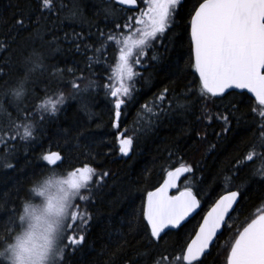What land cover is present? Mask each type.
Here are the masks:
<instances>
[{
  "label": "trees",
  "instance_id": "obj_1",
  "mask_svg": "<svg viewBox=\"0 0 264 264\" xmlns=\"http://www.w3.org/2000/svg\"><path fill=\"white\" fill-rule=\"evenodd\" d=\"M137 2L143 6L141 0ZM200 2L181 0L163 38L153 41L147 55L141 57V64L134 66L139 75L132 82L131 97L122 105L119 128H114V110L105 89L96 87L73 98L70 81L82 76L84 79L77 81L81 88L89 80L98 85L108 83L109 65L114 64L113 46L109 42L104 53L96 50L104 40L102 33L126 31L115 29L114 25H122L133 11L118 6L114 0H53L55 11L41 15L38 0H0V84L12 85L22 75L25 57L35 48L44 53L45 70L31 76L38 87L37 95L28 99V110L43 95L44 87L50 94L62 91L66 98L55 117L45 115L41 121L38 112L30 117L36 124L34 140L27 143L9 140L0 145V236L11 237L13 230L6 232L3 225L10 215L17 218L35 181L53 168L58 174L67 175L68 171L87 164L97 174L106 171L108 175L98 186L93 177L91 192L82 191V195L89 197L87 201H74L73 210L79 208L77 216L86 212L90 219L74 234L76 239L83 235V243L64 246L60 264H152L159 255L171 259L186 247L202 216L218 197L228 190L239 189L242 203L238 202L239 207L230 216L227 222L230 227H224L210 254L202 258L203 264H226L237 232L264 204V182L251 177L252 168L248 165L253 162L241 166L228 188L224 187L223 174H231L250 145L256 144L257 152L264 151L259 146L264 129L260 127V106L246 93L232 91L233 95L227 99L214 98L217 102L207 101L206 106L195 95L198 75L192 67L190 20L194 6ZM20 18L25 19L26 27L16 24ZM153 55L157 59L153 60ZM96 56H101L100 62H95ZM57 68L63 72L50 75ZM189 86L193 93L186 99L182 94ZM165 88L168 91L164 100H157ZM177 98L187 106L178 108ZM10 100L11 97H5L3 106L15 118ZM153 102L164 110L152 119L149 127H144L142 122L138 123V115L143 105L151 107ZM233 102L235 109L231 108ZM229 111L235 115H229L227 131L225 122L216 115H212L211 121L205 118V113L228 115ZM125 128L128 131L124 135L133 138L127 156L119 152L117 140V134ZM49 152H59L62 162L47 165L42 157ZM180 165L191 167L192 171L179 186L191 188L201 208L180 228L163 234L161 241L152 238L150 245V229L145 230L147 223L142 219L146 196L170 170ZM16 227V223L10 225L12 229Z\"/></svg>",
  "mask_w": 264,
  "mask_h": 264
},
{
  "label": "snow or ice",
  "instance_id": "obj_2",
  "mask_svg": "<svg viewBox=\"0 0 264 264\" xmlns=\"http://www.w3.org/2000/svg\"><path fill=\"white\" fill-rule=\"evenodd\" d=\"M117 3L121 6H129V10L135 11L122 25L120 23L114 25L115 29L123 28L126 31L110 32L106 35L102 33L104 40L100 48L96 50L97 53H104L109 42L114 49V64L109 65L108 83L98 85L95 81L89 80L85 87L81 88L77 81L83 80L82 76H77L70 81L73 98L81 92H87L96 87L105 89V95L111 98L114 110L115 119L112 125L114 128H119L122 105L126 103V98L131 97L132 82L139 75L134 70V66L141 64V57L147 55V49L153 46V41L163 38L173 22L181 0H141L143 6L138 10H136L137 0H117ZM38 10L41 15L45 11L54 12L53 0H38ZM75 11L74 8L73 15ZM16 24L21 28L26 27L24 18L18 19ZM190 28L194 56L192 67L198 74V90L195 93L197 98L205 102L206 106L207 101L216 103L217 99L214 98L227 99L228 96H232L233 92L229 90L239 89L241 95L246 90L254 97L255 104L260 106L258 112L259 117L262 118L260 127L264 129V0H202L193 8ZM152 59L155 60L157 57L153 55ZM100 60L101 56L95 57V62ZM89 61V67H91L93 58L90 57ZM22 67V75L12 85L6 82L0 84V145L9 140L19 139L22 143L34 140L36 124L30 117H34L37 112L41 121L45 115L49 118L55 117L66 103L62 91L57 90L50 94L48 88L44 87L43 95L37 98L32 110L29 111L28 99L30 96L37 95L38 87L36 82L31 80V76L37 71L44 72V53L33 48L25 57ZM68 71L72 70L68 69ZM62 72L63 69L57 68L50 75L55 76ZM30 84L31 87H29ZM167 91L168 89L165 88L156 99L163 101ZM192 93L193 89L189 86L182 95L187 99ZM5 97H11L10 105L16 113L15 118L3 106ZM176 106L184 108L187 104L177 98ZM235 107L236 104L233 102L231 108L235 109ZM142 108V113L138 115V123L142 122L144 127H149L152 119L158 118L159 113L164 110L155 102L151 107L143 105ZM252 111L256 112V107H253ZM212 115H216L217 119L225 122L224 130L227 131L229 115L234 116L235 113L233 111H229L228 115L205 113V118L211 121ZM127 131L128 129L125 128L117 134L119 152L124 156L129 154L133 146L132 136L124 135ZM259 146L264 149V132L261 133ZM42 159L47 162V165L56 166L62 157L58 152H49L43 155ZM247 162H253L252 165H248L252 168L251 177H258L264 182V151L257 152V145L253 144L249 146V150L240 159L235 169L231 170V174H223L225 188L233 184L238 171L242 170L241 166L246 165ZM6 166L12 167L11 164ZM43 171L42 169L41 172ZM191 171V167L188 166L177 167L174 171L167 173V179L161 187L154 192H148L146 204L142 209V219L147 221L145 230L150 229L148 237L150 245L153 243L152 238H155V242H159L162 240V234L169 235L170 232H166V229L180 228L182 222L200 207V200L189 187H185L176 196L167 194L170 188L176 187V182L182 174ZM51 173L57 172L53 168ZM107 175L106 171L99 175L93 167L85 164L68 171L67 175H63L65 179L59 183L66 184L74 193V201L77 198L80 201H87L89 197L82 195V191L91 192L90 185L93 177H96V186H98ZM240 187H244V182ZM243 195L246 196V193ZM58 199L66 200L67 194ZM238 201L242 203V193L239 189L228 190L227 194L221 195L203 217V222L199 224L194 239L182 252L173 255L171 259L167 255L156 256L152 264H172V261L175 264H203L202 257L213 245L217 233L222 227H230L226 224V217L231 219L229 213L235 211L234 206L239 207ZM73 209L74 202L70 205V213L64 225L61 260L64 255L63 241L66 227H71L68 222L77 220V211ZM63 210V203H61V211ZM88 219L90 216L86 212L81 214L82 225L86 224ZM15 223V215H10L9 221L3 225L4 231L14 230L10 228V225ZM0 238L3 237L0 236ZM83 241V235H80L79 239L68 237V242L73 245H80ZM226 264H264V207L259 208L254 218L237 232L230 245Z\"/></svg>",
  "mask_w": 264,
  "mask_h": 264
},
{
  "label": "clouds",
  "instance_id": "obj_3",
  "mask_svg": "<svg viewBox=\"0 0 264 264\" xmlns=\"http://www.w3.org/2000/svg\"><path fill=\"white\" fill-rule=\"evenodd\" d=\"M63 179V175L49 173L29 187L30 196L16 218L18 227L10 238H0V264H59L64 225L74 202V193L59 183ZM65 193L66 200L58 199Z\"/></svg>",
  "mask_w": 264,
  "mask_h": 264
},
{
  "label": "water",
  "instance_id": "obj_4",
  "mask_svg": "<svg viewBox=\"0 0 264 264\" xmlns=\"http://www.w3.org/2000/svg\"><path fill=\"white\" fill-rule=\"evenodd\" d=\"M116 2H117V0H115ZM123 7H125V8H127V9H129V6H123ZM190 36H191V28H190ZM193 58H194V56H193ZM229 91H235V92H240L241 93V90H239V89H236V90H229ZM244 93H247L246 92V90H244ZM252 99H254V97H252V94H250V93H247ZM255 100V99H254ZM53 153H57V152H53ZM59 153V152H58ZM60 154V153H59ZM61 155V154H60ZM61 157H63V156H61ZM180 167V166H179ZM176 169V168H175ZM175 169H173L172 171H174ZM186 173L187 172H185L184 174H182L181 176H180V178L177 180V182H176V187H173V188H170L169 190H168V196H176V195H179V193L181 192V191H179L176 195H172V193L178 188V185H179V182H180V180H181V178L183 177V176H185L186 175ZM165 179H167V175H166V177L163 179V181L161 182V184L158 186V187H156L154 190H152V191H150V192H154V191H156L159 187H161L162 185H163V183H164V181H165ZM183 191V190H182ZM225 194H227V192L226 193H224V194H222V195H225ZM197 199H198V197H197ZM219 199V198H218ZM146 201H147V197H146ZM146 201H145V204H146ZM239 202V201H238ZM215 203V202H214ZM214 205V204H213ZM212 205V206H213ZM211 206V207H212ZM211 207L208 209V211H210L211 210ZM235 207L236 206H234V209H235ZM200 208V207H199ZM199 208L198 209H196V211L195 212H193L185 221H183L182 222V224H181V226L184 224V223H186L190 218H192L197 212H198V210H199ZM207 211V212H208ZM207 212L205 213V215L207 214ZM231 213L232 212H230L229 213V216L231 215ZM204 215V216H205ZM203 216V217H204ZM226 220H227V217H226ZM146 221V220H145ZM203 222V218H202V220H201V223ZM146 223H147V221H146ZM200 223V224H201ZM171 230H175V229H171ZM166 232L167 231H169L168 229H166L165 230ZM198 231V228H197V230H196V232ZM222 231H223V227L221 228V230H220V232H218L217 233V236H216V238H214V241H213V244H214V242L216 241V239H217V237L222 233ZM163 235V234H162ZM194 237H195V234H194V236L191 238V240L192 239H194ZM191 240L188 242V243H190L191 242ZM212 246V245H211ZM211 246H210V248H211ZM210 251V249L208 250V252ZM208 252H206L205 254H207ZM203 258V257H202Z\"/></svg>",
  "mask_w": 264,
  "mask_h": 264
},
{
  "label": "rangeland",
  "instance_id": "obj_5",
  "mask_svg": "<svg viewBox=\"0 0 264 264\" xmlns=\"http://www.w3.org/2000/svg\"><path fill=\"white\" fill-rule=\"evenodd\" d=\"M77 201H80L79 198H77ZM74 205H75V203H74ZM79 205H81V204L79 203ZM261 207H264V205H262ZM78 209L79 208L75 209V211H77V213H79ZM68 223L71 224V227H66V234H65V239L63 241V247L66 246L67 244H69L68 237H75L74 234H76L77 231L80 229V225H81L80 217L77 216L76 221L73 222V221L69 220ZM10 233H11V231H10ZM172 264H175V263H172Z\"/></svg>",
  "mask_w": 264,
  "mask_h": 264
}]
</instances>
